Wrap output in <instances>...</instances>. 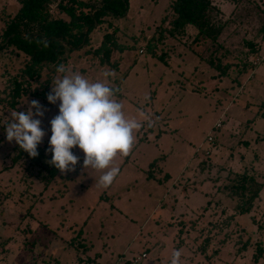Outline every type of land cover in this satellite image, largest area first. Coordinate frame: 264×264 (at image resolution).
Returning a JSON list of instances; mask_svg holds the SVG:
<instances>
[{
	"label": "rangeland",
	"instance_id": "obj_1",
	"mask_svg": "<svg viewBox=\"0 0 264 264\" xmlns=\"http://www.w3.org/2000/svg\"><path fill=\"white\" fill-rule=\"evenodd\" d=\"M172 1L130 0L126 16L109 18L110 30L66 54L67 72L107 80L127 118L140 120L139 111L148 118L129 156L114 159L120 171L106 189L98 186L102 172L83 169L79 148L72 150L75 171L51 182L29 160L12 161L19 146L6 139L10 113L38 101L45 112L35 118L46 133L38 146L48 151L59 102L47 95L64 74L44 88L33 84L37 94L11 108L8 94L25 57L11 47L0 51V264H133L143 252L141 264H171L176 250L180 264H264V0H214L217 21L226 22L217 54L225 48L221 63L235 64L219 69L205 62L209 42L196 43L195 28L173 31ZM18 8V0H0V28ZM114 29L125 49L109 63L85 53ZM242 173L262 190L239 216L240 200L227 186ZM259 244L263 258L255 261Z\"/></svg>",
	"mask_w": 264,
	"mask_h": 264
},
{
	"label": "trees",
	"instance_id": "obj_2",
	"mask_svg": "<svg viewBox=\"0 0 264 264\" xmlns=\"http://www.w3.org/2000/svg\"><path fill=\"white\" fill-rule=\"evenodd\" d=\"M129 2L130 0H18L17 12L7 18L1 17L3 23L0 28V51L11 47L25 57V64L21 72L14 77L8 94L9 107L15 108L22 96H34L39 88L31 90L33 84L46 87L45 85L57 72V67L64 65L66 54L81 50L88 45L91 35L104 26L110 30L112 26L109 18L119 19L126 16ZM168 13L172 17L170 22L173 31H180L189 25L196 29L194 38L196 43L209 42L204 60L211 68L219 69L222 65L225 68L235 65L221 63V57L228 56V50L225 48L220 55L217 54L222 48L220 37L226 22L217 21L221 12L214 0H174L170 3ZM116 32V29L112 33L104 32L99 45L95 49H87L85 53L99 57L101 63H109L114 51L125 49L114 41L113 34ZM45 74H51V78L43 80ZM37 151L39 155L32 158L27 152L18 148V153L12 161L17 163L20 159L29 160L33 166L44 172L45 179L51 182L60 171L46 163L52 158L50 151L39 146ZM235 178L236 181L232 180L227 186L229 189L227 194L231 198L240 200L241 204L236 206L237 214L248 215L253 202L260 195L262 186L246 173ZM210 207L211 204L208 203L203 212ZM219 207L221 210L224 209L215 204L214 210ZM194 225H191L192 229L195 228ZM261 258L263 251L259 244L253 259L258 261Z\"/></svg>",
	"mask_w": 264,
	"mask_h": 264
},
{
	"label": "clouds",
	"instance_id": "obj_3",
	"mask_svg": "<svg viewBox=\"0 0 264 264\" xmlns=\"http://www.w3.org/2000/svg\"><path fill=\"white\" fill-rule=\"evenodd\" d=\"M57 72L64 75L55 80L47 95L50 104L59 102V110L50 121L48 151L52 158L46 163L62 174L75 171L79 157L72 150L79 148L84 153L83 169L102 172L98 186L106 189L120 171L112 166L114 159L118 155L129 156L135 143L134 133L143 127L141 121L148 118L143 111H139L140 120L127 118L123 104L115 99L107 80L90 82L79 73L67 72L63 64L57 67ZM112 75V72L104 73L105 77ZM44 112L43 106L32 100L26 112L12 111L10 120L3 125L7 141H15L32 158L39 155L38 145L46 135L41 119L35 118H42ZM148 122L151 126V121ZM180 256L179 250L174 251L171 264H180Z\"/></svg>",
	"mask_w": 264,
	"mask_h": 264
},
{
	"label": "built area",
	"instance_id": "obj_4",
	"mask_svg": "<svg viewBox=\"0 0 264 264\" xmlns=\"http://www.w3.org/2000/svg\"><path fill=\"white\" fill-rule=\"evenodd\" d=\"M220 127H221V124L220 123H217L216 124V128H220ZM207 141L209 143H212L213 142V138L211 136H209L207 138ZM209 151H210V148H208L207 152H209ZM146 257H147V254L143 252L139 257L134 258V260H133L132 263L133 264H141L142 260L145 259Z\"/></svg>",
	"mask_w": 264,
	"mask_h": 264
},
{
	"label": "crops",
	"instance_id": "obj_5",
	"mask_svg": "<svg viewBox=\"0 0 264 264\" xmlns=\"http://www.w3.org/2000/svg\"><path fill=\"white\" fill-rule=\"evenodd\" d=\"M147 258V257H146Z\"/></svg>",
	"mask_w": 264,
	"mask_h": 264
}]
</instances>
